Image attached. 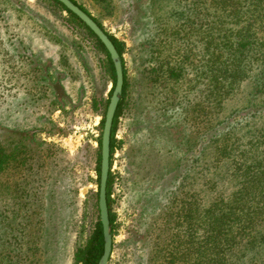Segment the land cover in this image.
<instances>
[{
	"label": "rangeland",
	"instance_id": "1",
	"mask_svg": "<svg viewBox=\"0 0 264 264\" xmlns=\"http://www.w3.org/2000/svg\"><path fill=\"white\" fill-rule=\"evenodd\" d=\"M2 1L20 8L0 15V264H76L75 251L100 220L98 139L114 85L107 56L50 0ZM77 1L124 42L130 82L132 102L125 105L111 165L109 264H160L173 235L172 197L190 190L196 205L207 207L236 186L230 165L212 149L195 158L194 132L209 120L203 21L229 18L217 0ZM152 53L163 68L170 54L176 56L180 79L160 68L151 72L158 65L148 61ZM255 73L221 94L224 101L217 95L222 103L214 109L219 119L233 116L239 153L250 139H264V113L243 112L264 106ZM94 98L102 105L97 110ZM179 162L187 171L172 189L160 176ZM229 264H264V222L229 253Z\"/></svg>",
	"mask_w": 264,
	"mask_h": 264
},
{
	"label": "trees",
	"instance_id": "2",
	"mask_svg": "<svg viewBox=\"0 0 264 264\" xmlns=\"http://www.w3.org/2000/svg\"><path fill=\"white\" fill-rule=\"evenodd\" d=\"M50 1L62 11L67 12V18L73 21L72 24L74 23L76 27L91 35L105 52L114 82L113 91L116 84V72L105 46L91 29L62 3L57 0ZM73 1L91 15L77 0ZM217 4L229 20L221 21L210 15L207 17L208 19L203 21L202 34L206 40L204 46L206 55L203 58L206 63V78L209 79V82H202L204 87L208 85V92L205 94L203 101L206 102L204 113L207 112L209 120H207L208 123L204 131L197 128V132H194L198 135L195 141L197 143L195 151L198 155L196 154L195 158L205 153L208 148L212 149L214 155L219 157L221 162L230 165L231 173L236 180V186L228 194L216 195L207 207L197 206L198 199L194 197V193L190 194V190H182V193L187 194L186 197H182L178 193L172 197L168 211L169 215L172 214L174 218L171 227L173 235L170 243H168L169 246L165 250L168 251L165 252V260L160 264H229V253L241 245L246 236L250 235L257 226L264 222V139L261 141V136H257V139H250L246 146L240 149L239 153L238 148L241 147L234 146L232 142V129L235 128V124L231 122L233 116L219 119L216 115L220 112H214L216 106L219 108L222 103L218 96L222 98L223 95L221 94L225 95L234 90L252 76V71L257 72L255 75L258 77L257 84L259 88H264V82L260 81L264 74V0H217ZM10 8L16 12L20 7L15 5L14 2L11 6L5 5V2L0 0L1 16L4 17V13H7ZM94 19L103 28V25L96 18ZM109 35L121 54L125 76L122 99L119 102L112 127L110 157L112 165L114 153L119 147L116 133L125 105L131 103L132 100L124 57V42L112 34ZM193 45L198 46L197 43H193ZM196 47H193L192 50L195 53L199 51L203 54L202 48L197 49ZM156 56V53H152L147 59H149L148 61H151V59L156 61ZM185 56L183 57L184 61L190 55L186 53ZM172 57L173 59L176 58V56L170 54L164 68L159 64L161 59L156 61L158 68L155 66L157 69L154 67L151 72L155 73L156 71L158 73L160 69H163L162 71L167 72L171 77H181L180 72H183V67L180 66L179 60L175 59L174 67L169 66V63L171 64L173 61ZM191 58V62H195L190 63V65L192 68H197L196 59L192 54ZM200 61H203V59H200ZM222 100L224 101V97ZM109 101L110 99L106 103L104 112ZM179 104L182 105L183 102H179ZM92 106L97 110L102 105H100L97 98H94ZM168 108H170L169 103L165 109ZM243 112L255 117L258 113H264V106H249ZM98 140L100 142V154L97 171L100 181L101 138ZM190 153L191 151L188 152V156ZM3 160L0 157V168L3 166ZM186 168L183 162H179L171 172L168 169L169 171L167 170L160 178H163L162 182L164 184L175 189L174 185L184 176L187 171ZM113 187L114 178L110 170L107 198L112 231L115 222V215L111 206ZM96 205H98V194ZM103 252L104 237L102 224L99 220L86 243L79 246L75 251L74 259L76 264H98Z\"/></svg>",
	"mask_w": 264,
	"mask_h": 264
},
{
	"label": "water",
	"instance_id": "3",
	"mask_svg": "<svg viewBox=\"0 0 264 264\" xmlns=\"http://www.w3.org/2000/svg\"><path fill=\"white\" fill-rule=\"evenodd\" d=\"M67 9L74 13L83 23L91 29L108 51L113 61L116 72V84L112 91L110 101L104 118V126L101 137V166H100V183L98 189V207L100 221L102 224L104 237V252L98 264H109L113 252V231L111 228L110 211L107 198V186L110 173L111 157V135L113 121L118 109L119 102L122 99L125 76L124 66L120 52L111 39L110 35L99 25V23L84 9H82L73 0H57Z\"/></svg>",
	"mask_w": 264,
	"mask_h": 264
},
{
	"label": "flooded vegetation",
	"instance_id": "4",
	"mask_svg": "<svg viewBox=\"0 0 264 264\" xmlns=\"http://www.w3.org/2000/svg\"><path fill=\"white\" fill-rule=\"evenodd\" d=\"M110 170H111V163H110ZM100 183V182H99Z\"/></svg>",
	"mask_w": 264,
	"mask_h": 264
}]
</instances>
